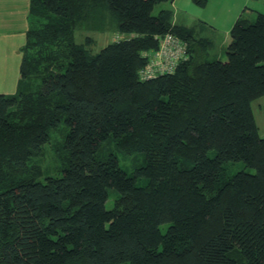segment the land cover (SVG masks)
Wrapping results in <instances>:
<instances>
[{
    "label": "trees",
    "instance_id": "1",
    "mask_svg": "<svg viewBox=\"0 0 264 264\" xmlns=\"http://www.w3.org/2000/svg\"><path fill=\"white\" fill-rule=\"evenodd\" d=\"M166 1L30 0L18 90L0 93V264H264V13L210 60L193 26L153 14ZM108 15L116 38L93 54L76 30ZM170 33L188 58L142 79ZM63 119L68 166L42 181ZM110 146L144 162L129 174ZM229 161L255 172L225 179Z\"/></svg>",
    "mask_w": 264,
    "mask_h": 264
},
{
    "label": "crops",
    "instance_id": "2",
    "mask_svg": "<svg viewBox=\"0 0 264 264\" xmlns=\"http://www.w3.org/2000/svg\"><path fill=\"white\" fill-rule=\"evenodd\" d=\"M176 1L173 0L174 3ZM207 3L203 9L206 13L194 10L196 17L193 21L199 23V28L194 31L195 38L205 41L208 46L204 48L208 51L226 49L232 39L231 28L241 14L253 20L258 12L264 13V0H208ZM181 25L193 26L185 23ZM30 27V0H0V93L13 95L8 93L18 90L21 48ZM253 102L259 132L264 136V96Z\"/></svg>",
    "mask_w": 264,
    "mask_h": 264
},
{
    "label": "rangeland",
    "instance_id": "3",
    "mask_svg": "<svg viewBox=\"0 0 264 264\" xmlns=\"http://www.w3.org/2000/svg\"><path fill=\"white\" fill-rule=\"evenodd\" d=\"M177 3H174L173 0L161 2L157 4L153 10V14H158L160 10L163 8L171 9L174 13L173 21L177 24H189L193 25L194 29L199 28V23L193 21V18L196 17L194 15V10L197 13H204L205 7L201 6L194 2V0H177ZM207 11H205L206 13ZM196 14V13H195ZM108 17L105 19L104 23L97 24L95 22H91L86 20L78 26L76 30V41L78 43H84L85 46L90 50L91 53L95 54L99 52L105 45L112 42L116 38V33L114 32L112 26L113 23L110 21ZM256 16L253 20H255ZM87 37L91 38V42H86ZM208 51V50H207ZM209 57L211 58H221L224 60L226 58V49L222 51L221 49L209 50ZM213 56V57H212ZM16 92V91H15ZM14 91L8 94H14ZM255 103V102H253ZM255 105V104H254ZM69 126L67 123L62 120L59 127L51 131V140L44 146L43 154L40 157H36L35 161H37L40 165H42L44 169V175L40 180L44 181L45 177L48 175L52 176H60L63 173V169L68 166V158L70 157L69 150L64 146V141L66 134L68 133ZM115 152L120 160V165L125 169L129 174H132L134 169L141 165L143 160V155L140 152H136L133 154H127L120 151L116 147L110 146L109 148H105L100 156L106 155L107 153ZM210 156L215 155V150L212 149L209 151ZM226 176L225 179L230 178L233 174L241 170H247L252 173L255 172L254 168L246 166L243 161H229L225 163ZM138 186H143L147 183L146 178H140L136 181ZM113 206V197H111L107 201V208H112ZM167 225L162 226V230H166ZM117 264H125V262H120Z\"/></svg>",
    "mask_w": 264,
    "mask_h": 264
},
{
    "label": "built area",
    "instance_id": "4",
    "mask_svg": "<svg viewBox=\"0 0 264 264\" xmlns=\"http://www.w3.org/2000/svg\"><path fill=\"white\" fill-rule=\"evenodd\" d=\"M188 56L186 43L171 33L166 34L161 40L159 50L150 54L148 64L140 70V76L142 79H150L173 72Z\"/></svg>",
    "mask_w": 264,
    "mask_h": 264
}]
</instances>
